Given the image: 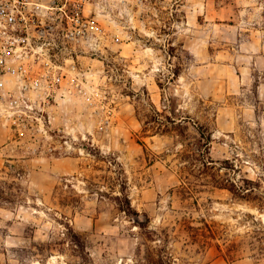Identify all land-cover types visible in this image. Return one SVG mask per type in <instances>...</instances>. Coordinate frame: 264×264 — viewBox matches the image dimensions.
<instances>
[{"label":"rangeland","instance_id":"374dc122","mask_svg":"<svg viewBox=\"0 0 264 264\" xmlns=\"http://www.w3.org/2000/svg\"><path fill=\"white\" fill-rule=\"evenodd\" d=\"M92 10L88 95H0V264H264V0Z\"/></svg>","mask_w":264,"mask_h":264},{"label":"built area","instance_id":"2783aa9c","mask_svg":"<svg viewBox=\"0 0 264 264\" xmlns=\"http://www.w3.org/2000/svg\"><path fill=\"white\" fill-rule=\"evenodd\" d=\"M100 0H0V95L23 130L28 112L66 95H88L79 47L107 33L93 13Z\"/></svg>","mask_w":264,"mask_h":264},{"label":"trees","instance_id":"16d2710c","mask_svg":"<svg viewBox=\"0 0 264 264\" xmlns=\"http://www.w3.org/2000/svg\"><path fill=\"white\" fill-rule=\"evenodd\" d=\"M176 74H177V73H176ZM177 75H179V73H178ZM234 187H235V188L232 189V192H233L235 195L240 196L239 193H242V192L244 191V188H243V187H236L235 185H234ZM123 193H125V190H123ZM127 199H128V198H127ZM127 204H128V207H124V210H125L127 213H131V212H132V205H131V202L128 200ZM256 206L259 207L260 209L263 208V207H262L263 205H262V204H259V203H257ZM141 226L144 227L145 225H144L143 223H141ZM153 264H162V263H153Z\"/></svg>","mask_w":264,"mask_h":264}]
</instances>
